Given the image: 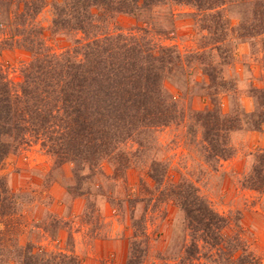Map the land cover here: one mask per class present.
<instances>
[{
	"label": "trees",
	"instance_id": "obj_1",
	"mask_svg": "<svg viewBox=\"0 0 264 264\" xmlns=\"http://www.w3.org/2000/svg\"><path fill=\"white\" fill-rule=\"evenodd\" d=\"M44 7V0H0L4 45L31 55L18 84L10 83L0 68V170L11 153L34 138L57 167L73 164L76 186L67 191L84 197L82 184L103 162L113 164L116 178L131 168L141 151L124 152L121 145L131 142L142 148L158 130L180 123L187 126L189 135H200L207 161L217 164L234 155L230 134L248 116L237 110L223 113L219 97L235 87L219 67L231 58L229 33H235L236 39L262 38L264 53V0H53L48 28L37 21ZM163 8L169 10L164 19L172 26L175 8L192 10L185 16L193 20L197 31L196 50L182 54L175 47L155 45L147 28L141 36L109 29L122 15L142 19L148 26ZM229 13L238 19L237 25H230ZM46 32L50 39H72V50L52 52ZM173 32L155 31L158 35ZM195 70L207 79L192 80ZM167 81L177 84L183 96L193 98L198 90L211 103L202 111L186 113L166 89ZM254 95L257 108L249 122L259 130L264 125V89H254ZM166 173L163 165L153 162L147 173L153 185L145 187L150 193L162 188L161 197L185 216L190 243L175 264H262L238 223L232 230L230 219L214 211L193 183L186 179L165 182ZM244 185L264 191V152L257 154ZM18 199L0 175V219L16 214ZM14 231V225L0 231L1 257L14 254L7 249L6 237ZM19 249L12 256L16 264H80L75 256ZM139 249L134 247L128 264H143L147 250Z\"/></svg>",
	"mask_w": 264,
	"mask_h": 264
},
{
	"label": "rangeland",
	"instance_id": "obj_2",
	"mask_svg": "<svg viewBox=\"0 0 264 264\" xmlns=\"http://www.w3.org/2000/svg\"><path fill=\"white\" fill-rule=\"evenodd\" d=\"M52 1L44 0L45 7L37 17L44 28L51 23ZM165 9L158 10L153 15V24L148 26L142 19L122 15L109 29L126 36H141L147 28L148 37L155 45L175 47L182 54L196 50L197 31L193 20L185 16L192 10L175 8L172 26L164 19L169 11ZM228 18L231 26L239 23L231 13ZM161 28L174 32L156 34ZM45 35L46 44L54 53L72 50L74 46L72 39H50L47 32ZM75 38L81 39V35ZM4 39L0 35V68L10 83L18 84L31 55L19 47L4 45ZM261 39H236L235 33L228 35L232 42L231 58L219 68L235 90L221 94L220 105L225 114L237 110L248 117L243 119L239 130L230 134L235 153L226 161L217 164L207 161L200 135H189L184 123L171 125L158 130L152 139L149 137L142 148L131 142L121 145L124 152L141 151L136 153L138 157L131 168L122 178H116L113 164L103 162L100 170L82 184L87 194L81 197L67 191L76 186L73 164L57 167L40 142L28 138L6 158L0 170L10 192L20 202L12 218L0 219V231L5 232L9 225L15 228L6 235L7 249L14 254L9 258L0 256L3 260L0 264H16L12 256L17 255L20 247H30L33 252L46 255L75 256L80 264H128L135 246L147 250L143 264L177 263L183 247L190 243L186 219L178 207L161 197L162 188L152 189L150 193L145 187L153 185L147 176L153 162L166 168L165 182L190 181L214 211L230 219L232 230L238 223L250 250L264 264V191L255 192L244 185L257 154L264 152V125L257 130L249 122L257 108L254 89H264ZM206 79L195 70L192 80L201 83ZM166 89L186 113L189 109L202 111L211 103L198 90L193 98L191 94L183 96L171 81H167Z\"/></svg>",
	"mask_w": 264,
	"mask_h": 264
}]
</instances>
